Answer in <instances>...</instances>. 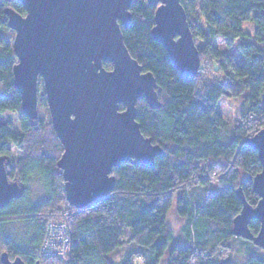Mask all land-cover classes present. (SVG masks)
I'll list each match as a JSON object with an SVG mask.
<instances>
[{
  "label": "trees",
  "instance_id": "trees-1",
  "mask_svg": "<svg viewBox=\"0 0 264 264\" xmlns=\"http://www.w3.org/2000/svg\"><path fill=\"white\" fill-rule=\"evenodd\" d=\"M180 4L195 42H202L197 48L206 67L200 65L195 76L183 79L164 47L153 39L156 7L146 0L132 1L131 23L121 27L130 56L156 82L159 105L151 107L146 99H139L136 122L142 135L163 154L151 168L120 164L112 173L111 193L78 210L65 198L57 167L63 153L60 141L39 116L32 121L21 112V96L14 86L17 60L4 10L25 16V9L15 0H0V116L17 114L20 126L16 134L0 124V159L9 160L12 148L23 153L18 169L12 168L9 175L10 180L19 181L23 195L0 204V258L7 254L24 264H61L55 258H39L37 251L48 223L58 220V207L66 204L71 230L69 264H134L139 257L144 264H160L171 245L167 264H233L222 261L219 251L235 239L233 220L242 209L236 191L241 189L250 206L259 200L252 182L261 165L246 140L264 130V0H180ZM247 23L252 32L245 30ZM219 40L225 50L214 45ZM236 42L241 62L227 51ZM209 66L210 76L205 72ZM104 68L110 70L111 65L104 64ZM228 97L243 98L240 123L230 130L216 110ZM38 100L47 107L41 78ZM216 169L221 192L213 194L207 189V179ZM33 180L44 193L37 203H32L29 192ZM172 208L184 222L183 244H173L168 224ZM14 222L25 229L22 240L12 233ZM259 229V222L251 220L250 232L256 236ZM126 234L137 247V256L134 261L128 255L119 263L111 262L108 255L121 247ZM245 264H264V258L251 256Z\"/></svg>",
  "mask_w": 264,
  "mask_h": 264
},
{
  "label": "water",
  "instance_id": "water-1",
  "mask_svg": "<svg viewBox=\"0 0 264 264\" xmlns=\"http://www.w3.org/2000/svg\"><path fill=\"white\" fill-rule=\"evenodd\" d=\"M15 1L24 7L25 16L10 8L4 14L14 32L13 81L21 96V112L32 121L38 119L41 78L51 127L63 148L57 167L65 198L70 207L81 210L111 193L112 173L120 164L151 168L163 154L136 122L139 99L155 108L159 103L154 77L143 72L123 41L121 27L131 23L133 0ZM146 1L156 7L153 39L164 47L183 79L197 75L199 50L180 0ZM246 144L257 152L261 165L252 182L259 200L250 206L237 189L242 209L233 220L232 234L264 251V130ZM7 166L8 161L0 159L2 205L23 195L21 185L9 182ZM251 220L260 224L256 236L249 230ZM0 264L24 263L2 254Z\"/></svg>",
  "mask_w": 264,
  "mask_h": 264
},
{
  "label": "rangeland",
  "instance_id": "rangeland-1",
  "mask_svg": "<svg viewBox=\"0 0 264 264\" xmlns=\"http://www.w3.org/2000/svg\"><path fill=\"white\" fill-rule=\"evenodd\" d=\"M245 30L247 32H252V25L250 23H247L245 25ZM9 34V35H8ZM8 34L5 33L6 37L10 36L9 38L13 41L14 39V32H9ZM8 35V36H7ZM196 46L200 47L202 45V42H198L196 41ZM238 42H236V44L234 45V47H232L231 49H228L227 51L229 52V54L233 55L236 60L238 62H241V58L239 57V55L237 54L236 51V46H237ZM218 48L225 50V45L224 42L219 40L216 41L215 44ZM200 65L203 67L204 66L202 60L200 62ZM207 65V62H206ZM211 68L210 66L208 68L205 69V72L207 75H212L213 72H211ZM39 99V96H38ZM242 97L240 98H223L220 103L218 104L216 110L217 112L222 116L223 120L225 121V124L227 126L226 130H230V128L234 127L235 125L240 123V105L242 102ZM38 116L39 119L42 120L44 122V124L46 125L47 129H50V115H49V110L47 107H43L39 104V100H38ZM0 124H5L11 127V129L16 133L19 134L20 133V126H19V120H18V116L17 114L14 113H6L2 116H0ZM11 157L8 161V163H10L7 167V171L10 173V171L12 170V168H16V170L18 169V161L20 159V157L22 156V152H17L14 148L11 149ZM205 167V165H201V170H203ZM17 173V172H16ZM219 176H220V171L218 169L215 170L214 174H211L210 178L207 179V189H209V191H211V193L216 194L221 192V189L218 185V180H219ZM9 179V177H8ZM15 180H10V183H13ZM19 182V181H17ZM63 184V183H62ZM29 192H30V197H31V201L32 203H37L40 199L43 198L44 193H43V188L42 185L37 181V180H33L31 182V185L29 186ZM69 205V204H68ZM66 204H62L59 207H61L60 210L58 207V213L59 215L57 216L58 220L57 221H51L50 223H58V222H62V223H69V215L70 212L69 210H64V207H66ZM73 208V207H71ZM75 209V208H73ZM67 223V224H68ZM183 220L180 219L176 213H175V208H172L168 214V224L170 229L173 232L174 235V243L173 244H183L184 240H183V235L181 232L182 226H183ZM70 225V223H69ZM12 233H16V237L19 238L20 240H22V238L25 237V229L23 228V225L20 222H14L13 226H12ZM172 247V245L170 246V248ZM170 248L169 251L167 252L166 256L164 257V259L161 261L160 264H167L169 256H170ZM137 252V247L130 242L129 240V236L128 234L124 235L123 238V244L121 245V247L119 249H116L113 253L109 254V260L111 262L114 263H119L125 256L128 255H132L131 257H133V261L135 259V257L137 256V254H135ZM220 257L222 259V261H229L233 264H245V261L247 258L253 256V257H257V258H264V251L257 248L256 246H254L252 244V242L241 239V238H237L235 237L234 240L230 241L229 243H226L225 245H223V247L220 249L219 251ZM39 258H41L39 256ZM9 259L11 261L14 260V258H10ZM61 263V262H60ZM134 264H144L143 258L139 257Z\"/></svg>",
  "mask_w": 264,
  "mask_h": 264
},
{
  "label": "built area",
  "instance_id": "built-area-1",
  "mask_svg": "<svg viewBox=\"0 0 264 264\" xmlns=\"http://www.w3.org/2000/svg\"><path fill=\"white\" fill-rule=\"evenodd\" d=\"M64 210H66L65 207ZM67 223L58 222L47 225L45 238L40 249L37 251L38 256L42 258H56L61 264H69L71 230L69 223Z\"/></svg>",
  "mask_w": 264,
  "mask_h": 264
},
{
  "label": "bare ground",
  "instance_id": "bare-ground-1",
  "mask_svg": "<svg viewBox=\"0 0 264 264\" xmlns=\"http://www.w3.org/2000/svg\"><path fill=\"white\" fill-rule=\"evenodd\" d=\"M7 175H8V177H9V175H10V173L7 171ZM19 184V183H18ZM56 259V258H55Z\"/></svg>",
  "mask_w": 264,
  "mask_h": 264
},
{
  "label": "crops",
  "instance_id": "crops-1",
  "mask_svg": "<svg viewBox=\"0 0 264 264\" xmlns=\"http://www.w3.org/2000/svg\"><path fill=\"white\" fill-rule=\"evenodd\" d=\"M183 223H184V222H183ZM183 223H182V224H183Z\"/></svg>",
  "mask_w": 264,
  "mask_h": 264
}]
</instances>
